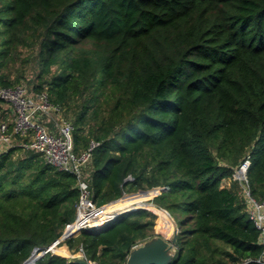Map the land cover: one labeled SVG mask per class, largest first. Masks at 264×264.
<instances>
[{"label":"trees","instance_id":"obj_1","mask_svg":"<svg viewBox=\"0 0 264 264\" xmlns=\"http://www.w3.org/2000/svg\"><path fill=\"white\" fill-rule=\"evenodd\" d=\"M19 84L46 92L73 123L76 152L98 142L88 175L97 206L167 188L152 201L179 228L168 264L264 254L241 186L223 185L249 156L251 194L264 198V0H0V87ZM78 202L73 173L32 149L1 153L0 264L53 245ZM130 204L123 210L143 205ZM159 214L138 209L83 228L33 264H80L62 246L125 264Z\"/></svg>","mask_w":264,"mask_h":264},{"label":"built area","instance_id":"obj_2","mask_svg":"<svg viewBox=\"0 0 264 264\" xmlns=\"http://www.w3.org/2000/svg\"><path fill=\"white\" fill-rule=\"evenodd\" d=\"M0 99L10 110L9 120H0V155L16 146L32 149L57 169L76 176L79 189L77 215L66 228L72 227L80 219L94 215L92 211H99L108 205L97 206L88 182L92 151L98 142L92 140L87 149L76 152L73 123L63 116L61 109L50 101L46 92H34L26 84H19L15 87H0ZM250 164V157H245L234 169L232 178L241 186V194L249 218L260 231L259 241L264 244V198L257 199L251 194L247 178ZM82 212H85V215L81 216ZM109 217L111 216L89 221L80 227L89 228ZM243 264H264V254L258 259L245 261Z\"/></svg>","mask_w":264,"mask_h":264},{"label":"water","instance_id":"obj_3","mask_svg":"<svg viewBox=\"0 0 264 264\" xmlns=\"http://www.w3.org/2000/svg\"><path fill=\"white\" fill-rule=\"evenodd\" d=\"M159 192L154 194L151 198H154L158 194H160L162 191L166 190V187H158ZM154 188L148 189V190H141L138 193H146L150 192ZM126 194V193H125ZM124 196V195H123ZM117 200H114L115 202ZM147 206L142 205H135L133 207H130L128 209L119 211L114 213L111 217L106 219L100 224H95L89 228H101L104 227L106 224H108L110 221L115 219L116 217L129 212V211H135L138 209H148L150 210V206L157 207L163 211H165L167 214H169L168 210L165 208L160 207L159 205L155 204L152 200H148ZM170 215V214H169ZM171 217V215H170ZM171 221L173 224V234L170 239L164 238L162 236H156L154 238H151L150 240L145 241L144 243L136 244L132 250L130 251L126 263L125 264H168L171 259L173 258L175 252H176V240H177V234L179 231L178 225L176 221L171 217ZM82 228L81 227H74L72 229L66 228L60 238H58L53 245L48 247L46 250L38 251L39 249L36 248L33 250L31 255L22 263V264H33L35 261L44 255L47 250L53 249L59 242H61L63 239H66L68 237L77 236L80 234ZM76 261L80 264H97L93 261H88L85 257H78Z\"/></svg>","mask_w":264,"mask_h":264},{"label":"rangeland","instance_id":"obj_4","mask_svg":"<svg viewBox=\"0 0 264 264\" xmlns=\"http://www.w3.org/2000/svg\"><path fill=\"white\" fill-rule=\"evenodd\" d=\"M2 107V108H1ZM1 107H0V113H1V111H3L4 109H8V105L7 104H1ZM234 182H237L238 184H239V182L237 181V180H233V178H232V176L230 177V178H226L224 181H223V185H226L227 183L229 184V186L230 185H232ZM239 186H240V184H239ZM141 191V190H140ZM140 191H135V192H125L126 193V195H125V193L122 195V197L119 199V200H121L122 198H126V196L128 195V196H136L137 194H138V192H140ZM241 191V190H240ZM159 192V188H155V189H153V190H151L150 192H147L148 193V195H147V198L142 202V201H140V200H137V199H134V198H132V199H129V200H127V201H124L123 200V204H120V205H122V206H126V205H128V204H130V203H134V204H143L142 206H147V201L148 200H152L153 198H151L154 194H156V193H158ZM119 200H117V201H115V202H113V201H110L109 203H107L108 205H106V206H104L101 210H99V211H96L95 213H94V215H92L91 216V221L92 220H95V219H99V218H101L102 216H109L108 215V213L106 212V211H108L109 213L112 211V209H113V211H114V208H112V209H108L107 210V208L108 207H110V206H112V205H114V204H116V203H118L119 202ZM111 202H113V203H111ZM131 205V204H130ZM153 211H156V212H158V213H160L159 215L161 216L160 217V219L158 220V216H157V218H156V222H155V226H154V229H153V231H152V236H150L147 240H150L151 238H154V237H156V236H162V237H164V238H167V239H170L171 237H172V234H173V224H172V221H171V217H173L170 213V215H171V217H170V215L169 214H167L166 212H164V211H161V210H157V209H155V207H153V206H151L150 207ZM122 211V210H121ZM169 212V211H168ZM99 216V217H98ZM182 216H183V214H182V212H177V220L178 221H180V219L182 218ZM174 219V218H173ZM175 220V219H174ZM157 222H158V224H157ZM147 240H145V241H147ZM145 241H142V242H140V243H144ZM60 252H62V253H64L65 255H67V256H69V257H71V258H78V257H85V255L83 254V252H78V253H76V254H72V253H70V252H68L67 251V249H66V247L65 246H62L60 249H58Z\"/></svg>","mask_w":264,"mask_h":264},{"label":"bare ground","instance_id":"obj_5","mask_svg":"<svg viewBox=\"0 0 264 264\" xmlns=\"http://www.w3.org/2000/svg\"><path fill=\"white\" fill-rule=\"evenodd\" d=\"M124 202H123V200L121 199V200H119V202L118 203H116V204H114V205H112V206H110V207H108L107 208V210L108 209H112V208H114V211H113V209H112V211L109 213L108 211H106L107 213H108V215H113L114 213H116V212H119V211H121V210H123L124 209V207H126V206H122V205H120V204H123ZM151 207V206H150ZM155 209H157L156 207H155ZM158 210V209H157ZM85 212H82L80 215L81 216H83V214H84ZM92 213H95V211H92ZM85 215V214H84ZM92 215V214H91ZM91 215L90 216H88V218L86 219V217L84 218V219H80L79 221H77L76 223H74L73 224V226L72 227H70V229H72V228H74V227H80V226H82L83 224H85V223H89V221L91 222ZM90 218V219H89ZM93 221V220H92Z\"/></svg>","mask_w":264,"mask_h":264}]
</instances>
